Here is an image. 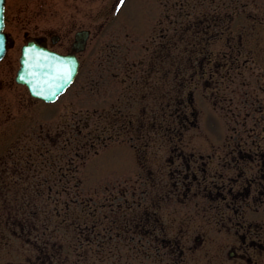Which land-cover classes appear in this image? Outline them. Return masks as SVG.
I'll use <instances>...</instances> for the list:
<instances>
[{"label":"rangeland","instance_id":"374dc122","mask_svg":"<svg viewBox=\"0 0 264 264\" xmlns=\"http://www.w3.org/2000/svg\"><path fill=\"white\" fill-rule=\"evenodd\" d=\"M213 2L214 0H123V3L121 0H6V32L11 35L14 44L0 64V139L6 138V149L23 147L38 150V157L34 156V162L37 163L35 171L41 182L48 183L43 180L49 178L53 190L48 193L49 188L45 186L41 188L43 192L39 199L22 205L24 210L33 213L32 217L24 214L23 221L34 223L40 233L42 229H46L42 238L47 244L64 248L63 252L70 255V262L79 263L82 260L77 261L80 247L77 246L76 236L70 234L68 219L81 217L82 222L90 227L94 218L88 220L90 218L86 213L94 209H97V213L103 212L104 191L116 196L117 202L123 197L144 198L149 154L147 148H151L147 145L149 138L153 137L148 134L164 132L165 124L174 125L172 118H163V111L157 110L161 95L171 85L167 84L169 87L166 86V89L157 85H165L162 72L167 71V68L174 69L177 63L187 58L191 49L194 50V37L198 32H203L202 26L194 23V19L209 11ZM226 3H230V6L227 8L229 15L224 26L230 24V32L228 35H211L213 38L210 42L206 45L204 43L206 56L209 54L211 58L210 66L208 63L205 66L206 69L211 68L208 70L210 74L205 77H211L214 89L209 91L210 96L208 98L207 95L204 104L208 112L196 103V127L188 131L203 134L207 132L206 127H209L223 134L234 127L240 130L244 128L243 124L250 128L258 121L257 127L264 133V0H215L216 13L224 15ZM183 6L187 10L180 17L178 10ZM72 25H76V29L90 28L94 35L99 30V37L92 38L91 46L88 47L90 54L84 61L82 76L86 68L104 70L109 73L105 78L116 74L112 83L103 84L109 94H98V86H90L86 80L81 94L73 86L57 103L38 101L33 105L35 102L29 99L27 91L14 85L23 35L25 32L36 36L50 30L68 31ZM127 78L131 81L129 85L123 81ZM123 86L125 89L122 91ZM87 89L89 93L85 94ZM175 92H171L170 96L174 97ZM122 93L123 100L126 101L128 94H134L130 105L129 101H115ZM226 114L228 117L238 114L246 119L241 118L243 123L230 119V123ZM205 116L209 118V125L204 121ZM83 118L86 124L80 129L84 134L93 132L92 135L104 139L112 135L114 139H118L117 142L123 141V144L110 145L99 152L97 157L90 155L91 161L84 169L85 177L82 174L80 189L78 187L74 190L72 187L75 181L81 177L80 168L75 180L70 177V182L58 181L65 169H68V158L73 154L69 145L62 148V144L63 139L67 138V133H64L70 132V127L74 129L78 126L77 123L84 124ZM154 118H157V127L150 123ZM214 118L221 120L220 128H216ZM60 129L59 137L62 140L57 141L59 146L55 150L51 148L53 142L46 138L50 135L57 137ZM199 140H202V136H199ZM221 141L216 142V148L222 146ZM160 148L161 146L155 145L154 152L160 154ZM41 151L44 152L43 155ZM47 159L51 162L55 159L58 166L53 167ZM101 159L106 161L101 164ZM73 160L79 162L75 158ZM59 168L60 171L57 172ZM159 168L160 164L155 163L151 172L158 171ZM51 178L57 180L56 183ZM108 178H113V182L110 183ZM12 180L11 175H8L7 185ZM63 186L67 187L66 195L63 193ZM8 190L10 200L20 198L25 190H29L32 199L36 197L35 188L24 187V184L18 186V189L12 187ZM78 190L80 195L76 196L74 191ZM90 196L93 200L83 210L79 204L70 203L76 199L88 202ZM18 200L21 199L15 201ZM63 200H69V203H64ZM11 205L13 211L18 204ZM65 220L66 226L63 224ZM56 224L61 226L56 228ZM83 226L82 224L80 227L81 231ZM39 237V234L36 236L33 232L24 234L21 239L10 240L8 236L0 234V264L33 259L31 257L36 256L35 246L39 244ZM71 244L77 247L73 251L67 250V246ZM133 261L131 258L124 263L143 264L142 259ZM84 264H98L95 255L92 254L90 260L87 258ZM147 264H159L155 252H152L151 259H147Z\"/></svg>","mask_w":264,"mask_h":264},{"label":"flooded vegetation","instance_id":"af4514ba","mask_svg":"<svg viewBox=\"0 0 264 264\" xmlns=\"http://www.w3.org/2000/svg\"><path fill=\"white\" fill-rule=\"evenodd\" d=\"M76 27L53 30L32 41L78 58L79 72L73 85L81 94L87 81L103 87L109 73L86 68L82 76L90 43L81 52L83 47L73 36L80 30ZM210 69L198 63L177 74L174 125L167 131L148 134L153 137L147 145L151 148H147L144 198H124L118 207L102 204L107 212L97 220L94 239L99 263L111 260V264H125L133 258L147 264L155 252L159 264H264V133L258 129V121L250 128L243 124L244 128L234 127L223 134L209 127L203 134L188 131L196 127V103L208 112L204 104L209 91L214 90L211 77H205ZM184 72H190L189 79ZM115 75L110 74L112 79ZM123 81L131 83L129 78ZM188 87L192 90H186ZM123 97L122 93L116 99ZM133 98L134 94H128L126 102L130 105ZM203 118L208 124L209 118ZM241 118L246 119L226 114L230 123H243ZM220 140L222 146L216 148ZM155 145L161 146L160 154L154 152ZM155 163L160 168L151 172ZM7 171V159L0 156L1 185ZM22 174L28 182V173ZM108 198L112 204L114 197ZM0 203H7L5 193ZM0 217L6 218V211L1 210Z\"/></svg>","mask_w":264,"mask_h":264},{"label":"water","instance_id":"95a60500","mask_svg":"<svg viewBox=\"0 0 264 264\" xmlns=\"http://www.w3.org/2000/svg\"><path fill=\"white\" fill-rule=\"evenodd\" d=\"M3 3L4 0H0V50L6 49L7 47V36L2 32ZM1 56L2 54L0 52V58ZM37 60H39L43 68L47 69L43 73L34 67ZM25 61L26 63L24 62L23 64L21 76L17 81L26 83L34 96L47 102L54 101L64 91L71 80V76L74 74L73 71L66 76L61 75L58 70L68 69L66 66L68 60L51 54L46 50L38 49L34 52L32 49H28L25 53Z\"/></svg>","mask_w":264,"mask_h":264},{"label":"snow or ice","instance_id":"6c2138e0","mask_svg":"<svg viewBox=\"0 0 264 264\" xmlns=\"http://www.w3.org/2000/svg\"><path fill=\"white\" fill-rule=\"evenodd\" d=\"M123 2V0H121V3ZM34 67L40 71L41 73H43L44 71H46L47 69L43 68L39 62V60L36 61V63L34 64ZM69 69H59L58 72L61 74V75H67L69 73Z\"/></svg>","mask_w":264,"mask_h":264}]
</instances>
